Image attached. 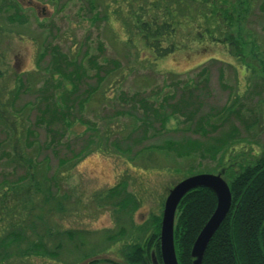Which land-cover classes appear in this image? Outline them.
I'll use <instances>...</instances> for the list:
<instances>
[{
    "label": "rangeland",
    "instance_id": "rangeland-1",
    "mask_svg": "<svg viewBox=\"0 0 264 264\" xmlns=\"http://www.w3.org/2000/svg\"><path fill=\"white\" fill-rule=\"evenodd\" d=\"M4 1L0 239L10 245L0 264H125L129 245L154 233L178 181L219 173L229 182L264 156V78L252 53L249 74L222 43L186 38L149 63L132 42L120 44L118 22L94 18L87 0ZM232 1L228 34L245 51L251 43L264 50V0ZM58 54L69 79L51 74ZM53 102H65L63 118ZM27 159L38 167L31 184ZM43 174L50 195H64L62 213L39 212L44 193L29 188ZM119 202H129L124 212ZM19 231L24 240L12 243Z\"/></svg>",
    "mask_w": 264,
    "mask_h": 264
},
{
    "label": "trees",
    "instance_id": "trees-1",
    "mask_svg": "<svg viewBox=\"0 0 264 264\" xmlns=\"http://www.w3.org/2000/svg\"><path fill=\"white\" fill-rule=\"evenodd\" d=\"M238 2L239 0H235V4ZM240 3L242 4V0ZM243 3L248 7V0H243ZM87 5L94 12V18L104 17V21L108 23L113 20L118 22L121 33L116 34V37L118 35L120 44L132 42L134 46L142 50V53L147 54L142 59L144 61L154 63L174 53L175 48L176 51L179 50L180 45L186 42V38L206 39L211 43H222L249 74L256 70L247 58L248 53H252L251 57L259 62L260 72L264 78L263 48L251 43L252 52L245 51L246 45L240 41L244 42V40L241 38L235 40L227 32L229 25L226 23L231 20L230 13L235 12L232 0H87ZM16 14L18 15L15 9L3 19L10 22L13 20L12 16ZM182 28L187 30L184 32L185 35L182 33ZM57 57L60 61L57 60L53 64L51 74H58L63 80L69 79L68 75L62 71L65 65L61 63L65 61V57L60 54ZM110 63L112 66L114 62ZM71 86L75 90L76 85L73 83ZM72 89L68 93L72 94ZM63 106L65 107V102L52 103L51 110L56 118L57 115L60 118L64 117ZM68 109L69 107L66 111ZM96 136L98 141L102 137ZM173 146L176 148L175 145ZM191 146L190 149L196 150V143ZM169 148L172 147L169 146ZM24 162L32 173L28 174V181L31 184L35 180L38 167L33 168V162L30 159ZM38 183L42 186L39 187ZM35 184L29 189L44 195L38 201L39 207L37 203L33 207H38L39 212L44 209L47 212L53 210L55 213L65 211L64 195H50L47 176L41 175L40 180L35 181ZM227 184L231 194L230 209L208 242L201 264H264V156L257 158L251 164L242 166L239 171L229 177ZM123 187V184L114 187L109 196L119 198ZM116 204L122 206L124 209L120 211L124 212L129 202ZM215 207L214 193L203 187L190 190L179 201L173 224V243L178 264H192L190 256L192 244ZM40 216L39 213L38 217ZM154 226V233L147 240L127 246L130 252L125 254V264H150L151 253L154 254L157 263L161 264L158 241L160 217L156 218ZM11 236L14 241L12 243L24 240L22 231L11 233ZM9 245L10 243L5 247L3 239H0L1 259L7 257L5 252ZM56 248L58 249V246ZM24 250L25 254L30 252L28 247ZM17 254L24 256L19 250ZM55 254L52 252L49 256L53 259L56 257Z\"/></svg>",
    "mask_w": 264,
    "mask_h": 264
},
{
    "label": "water",
    "instance_id": "water-1",
    "mask_svg": "<svg viewBox=\"0 0 264 264\" xmlns=\"http://www.w3.org/2000/svg\"><path fill=\"white\" fill-rule=\"evenodd\" d=\"M203 187L216 197V207L196 236L190 251L192 264H201L204 251L211 237L229 212L231 194L227 183L219 174H196L172 186L164 199L159 230V252L162 264H178L173 244L175 211L181 198L190 190ZM156 264V260H152Z\"/></svg>",
    "mask_w": 264,
    "mask_h": 264
}]
</instances>
